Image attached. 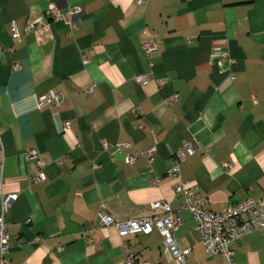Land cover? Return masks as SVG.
I'll return each mask as SVG.
<instances>
[{
    "label": "crops",
    "instance_id": "1",
    "mask_svg": "<svg viewBox=\"0 0 264 264\" xmlns=\"http://www.w3.org/2000/svg\"><path fill=\"white\" fill-rule=\"evenodd\" d=\"M49 3L73 28L46 15ZM143 39L157 44L149 58ZM217 49L232 61L218 65ZM50 92L62 101L39 107ZM188 141L194 153L180 179L203 208L264 203V0H0V213L15 195L5 213L9 264H125L128 255L176 264L157 230L120 236L98 223L102 206L123 222L151 215L155 201L181 219L174 237L189 248L186 264H230L206 252L168 174ZM233 250L231 264H264V229Z\"/></svg>",
    "mask_w": 264,
    "mask_h": 264
},
{
    "label": "built area",
    "instance_id": "2",
    "mask_svg": "<svg viewBox=\"0 0 264 264\" xmlns=\"http://www.w3.org/2000/svg\"><path fill=\"white\" fill-rule=\"evenodd\" d=\"M148 0H136L138 4H145ZM71 13H78V7H70ZM46 15L56 21L63 20L64 23L73 28V22L65 18L64 13L60 12L53 3H49L46 9ZM19 31L12 27V37L17 38ZM157 49V44L153 39L142 40V50L149 58ZM213 55L217 58L218 65H221L228 58L225 50L217 49ZM138 81L145 84L147 79L145 77H138ZM162 83L163 81H159ZM176 100V95H171L165 98L167 103H172ZM60 103L62 95L59 93L50 92V94L42 99L39 107L45 106L50 102ZM70 126L68 121L63 123V129ZM103 146L106 143L102 142ZM130 147L129 143L118 146L116 152H123L124 149ZM155 148L150 147L144 154L148 159V164L151 165L155 158ZM194 153V147L191 142H185L183 147L175 152L173 158V165L168 171V174L174 180V190L176 193H181L184 198L183 207L187 210L194 222L195 229L201 235V242L209 255H219L225 259L226 262L232 263L234 254L233 246L235 241L245 233L253 230L264 229V203L255 201L251 198L233 205H228L221 212H212L203 208L199 200L195 197V190L191 183L183 182L180 179V166L185 159ZM28 157H36V151L28 153ZM136 160L134 154H125V162L133 164ZM38 164H40L38 162ZM44 174L39 171L33 180L42 182ZM15 198V195H7L2 201V210L0 213V264H9V259L6 257L10 250V237L7 234V223L5 222V213ZM152 214L146 217L137 219H130L127 221H118L112 215L108 214L104 207L98 214V223L101 226L116 227L120 236H125L130 233L142 232L148 234L154 229L157 230L163 237V245L170 251L176 264H186V257L189 253V248L179 247L174 234L181 224V219L174 217L170 205L165 201H155L150 205ZM134 258L128 255L125 264H133ZM146 264V263H142Z\"/></svg>",
    "mask_w": 264,
    "mask_h": 264
}]
</instances>
